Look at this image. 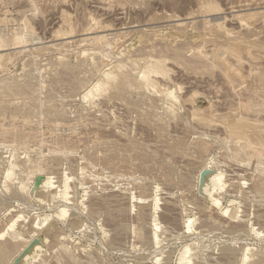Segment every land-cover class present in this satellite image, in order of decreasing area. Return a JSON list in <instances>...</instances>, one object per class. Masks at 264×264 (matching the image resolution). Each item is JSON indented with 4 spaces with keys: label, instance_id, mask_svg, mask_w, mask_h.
<instances>
[{
    "label": "rangeland",
    "instance_id": "374dc122",
    "mask_svg": "<svg viewBox=\"0 0 264 264\" xmlns=\"http://www.w3.org/2000/svg\"><path fill=\"white\" fill-rule=\"evenodd\" d=\"M0 31V234L35 243L22 264H264V0H0Z\"/></svg>",
    "mask_w": 264,
    "mask_h": 264
},
{
    "label": "bare ground",
    "instance_id": "6f19581e",
    "mask_svg": "<svg viewBox=\"0 0 264 264\" xmlns=\"http://www.w3.org/2000/svg\"><path fill=\"white\" fill-rule=\"evenodd\" d=\"M18 27L20 28L21 26H18ZM23 27H24V26H23ZM21 29H22V27H21ZM23 29H25V28H23ZM17 31H18V28H17L16 32H17ZM0 32H1V31H0ZM27 32H28V31H27ZM27 32H26V33H27ZM1 34H2V33H1ZM27 34H29V33H27ZM27 34H26V35H27ZM7 35H8V34H7ZM14 35H15V34H14ZM18 35H19V37H20V34H18ZM4 36H5V35H4ZM97 36H98V35H97ZM11 37H12V36H11ZM28 37H29V36H28ZM28 37H27V38H28ZM103 37H104V36H103ZM103 37L100 36V38H103ZM15 38H16V37H15ZM17 38H18V36H17ZM17 38H16V39H17ZM30 38H31V37H30ZM93 38H94L93 40H95V36H94ZM96 38H97V37H96ZM0 39H1V38H0ZM16 39H14V40H16ZM19 39H21V38H18L17 40H19ZM88 39H89V38H88ZM88 39H87V40H88ZM90 39H91V38H90ZM97 39H99V38H97ZM97 39H96V40H97ZM10 40H11V38H10ZM17 40H16V41H17ZM21 40H22V39H21ZM23 40H26V37H25V39H23ZM30 40H32V39H30ZM100 40H101V39H100ZM107 40H108V39H107ZM7 41H8V38H7ZM27 41H28V40H27ZM49 41H50V40H49ZM19 42H21V41L19 40ZM108 42H109V41H108ZM1 43H2V44L4 43V39H1L0 44H1ZM5 44H6V43H5ZM5 44H3V45H5ZM12 44H13V43H12ZM17 44H18V43H17ZM21 44H23V43H21ZM3 45H2V46H3ZM19 45H20V44H19ZM23 45H25V43H24ZM23 45H22V46H23ZM51 45L54 46V44H51ZM147 45H148V44H147ZM151 45H153V44H151ZM0 46H1V45H0ZM2 46H1V47H2ZM157 46H159V45H157ZM26 47H27V46H26ZM148 47H149V46H148ZM152 47H153V46H152ZM152 47H151V48H152ZM4 48H5V47H4ZM17 48H20V47H17ZM9 49H10V48H9ZM21 49H23V48H21ZM21 49H20V51H21ZM2 50H3V48H0V51H2ZM11 50H12V49H11ZM16 50H17V49H16ZM23 50H24V49H23ZM139 50H141V49H139ZM145 50H146V49H145ZM148 50H149V48H148ZM166 50H168V49H166ZM20 51H19V53H21ZM26 51H27V50H26ZM161 51H162V50H161ZM2 52H3V51H2ZM2 52L0 53V57L3 55ZM149 52H150V51H149ZM3 53H5V52H3ZM6 53H7V52H6ZM17 54H18V53H17ZM22 54H23V53H22ZM158 54H159V53H158ZM4 55H5V54H4ZM18 55H19V54H18ZM95 55H96V54H95ZM147 56H148V55H147ZM158 56H159V55H158ZM162 56H163V55H162ZM190 57H191V56H190ZM3 58H4V57H3ZM93 58H95V57L93 56ZM96 58H97V56H96ZM99 58H100V57H99ZM149 58H151V57H149ZM183 58H184V57H183ZM0 59H1V58H0ZM151 59H153V58H151ZM178 59H179V58H178ZM185 59H186V58H185ZM185 59H184V60H185ZM188 59H189V58H188ZM89 60H90V59H89ZM156 60H157V62H158V59H156ZM197 60H198V59H197ZM93 61H95V60H93ZM93 61L91 60V63H93ZM153 61H154V59H153ZM159 61H160V60H159ZM181 61H182V60H181ZM189 61H190V60H189ZM192 61H193V60H192ZM144 62H145V61H144ZM157 62H156V63H157ZM61 63H62V62H61ZM152 63H153V62H152ZM63 64H65V63H63ZM103 64H104V63H103ZM107 64H108V62L103 66V68H104L105 66H106V67H109V66H110V65L107 66ZM110 64H111V63H110ZM160 64H161V62H160ZM160 64H159V67H158V65L147 64V63H146V64L144 65L143 69L141 68V69H142L141 74H142L143 76H145L144 80H145L146 82H148V81L150 82V80H151V78H150V74H152V75L155 74L156 76H157V74H158V76L161 75V74H164V71H163L162 67L160 68ZM68 65H69V63H68ZM101 65H102V64H100L99 66H101ZM66 66H67V65H66ZM69 66H72V65H69ZM74 66H75V65H74ZM20 67H21V65H20ZM106 67H105V68H106ZM121 67H122V66H121ZM62 68H63V67H61V69H62ZM66 68H67V67H66ZM66 68H65V71H66ZM68 68H69V67H68ZM72 68H73V67H72ZM79 68H80V67H79ZM103 68H102V69H103ZM111 68H112V67H111ZM117 68H119V66H118ZM24 69H25V68H24ZM61 69H60V70H61ZM70 69H71V68H70ZM76 69H77V67H76ZM29 70H30V69H29ZM68 70H69V69H68ZM116 70H117V69H116ZM22 71H23V70H22ZM70 71H71V70H70ZM139 71H141V70H139ZM57 72H58V71H57ZM62 72H63V70H62ZM62 72H61V74H62ZM28 73H29V72H28ZM99 73H100V72H99ZM30 74H31V73H30ZM32 74H35V73L32 72ZM55 74H57V73H55ZM64 74H65V73H64ZM25 75H26V74H25ZM25 75H24V76H25ZM59 75H60V74H59ZM102 75H103V79H102L103 81H102L101 83H102V84H104V83L106 84V82L109 83V84L107 83L108 85H107L106 88L104 89V92L106 91V93H108V91L110 90L109 87H112L111 85L113 84V82L116 83V80H117V77H118V76H116L117 74H115V72H113V71H111V70H109V71H107V70H103V71H102ZM122 75H123V72H122ZM139 75H140V73H139ZM7 76H9V74H8ZM19 76H20V75H19ZM55 76H56V75H55ZM140 76H141V75H140ZM14 77H15V75H14ZM14 77L12 76V78H14ZM31 77H32V76H31ZM101 77H102V76H101ZM126 77H127V76H126ZM152 77H153V76H152ZM129 78H131V77H129ZM140 78H142V76H141ZM9 79H10V78H9ZM9 79H7L8 82H9ZM14 79H15V78H14ZM14 79H12V80H14ZM21 79H22V78H21ZM21 79H20V80H21ZM24 79H25V78H24ZM32 79H33V77H32ZM56 79H57V78H56ZM58 79H59V78H58ZM118 79H119V77H118ZM127 79H128V78H127ZM1 80H2V79H1ZM10 80H11V79H10ZM12 80H11V83H12ZM29 80H30V79H29ZM54 80H55V79H54ZM129 80H130V79H129ZM3 81H5V80H3ZM3 81H2V82H3ZM22 81H23V80H22ZM25 81H26V80H25ZM25 81H24V82H25ZM31 81H32V80H31ZM59 81H60V80H59ZM121 81H122V80H121ZM130 81H131V80H130ZM130 81H129V83H130ZM152 81H153V80H152ZM5 82H6V81H5ZM5 82L3 83L4 85H5L6 83H8V82H6V83H5ZM16 82H17V81H16ZM32 82H33V81H32ZM117 82H118V81H117ZM126 82H127V80H126ZM9 83H10V82H9ZM11 83L8 84L9 86H7V89L9 90L8 96H9V94H11V95L9 96L10 101L13 100V98H12L13 95H17V94H18L19 91H17V90L20 89V88H22V86H25V85L22 84V83H20V84H19V83L17 84V83H15V82H13V83H15V84H11ZM25 83L28 84L27 82H25ZM53 83H54V82H52V84H53ZM58 83H59V82H57V85H58ZM98 83H99V81H98ZM150 83H151V82H150ZM150 83H149V84H150ZM154 83H155V81H154ZM154 83H153V84H154ZM32 84H33V83H32ZM54 84H55V83H54ZM116 84H117V83H116ZM153 84H152V85H153ZM36 85H37V84H36ZM38 85H39V84H38ZM117 85H118V84H117ZM117 85H115V86H117ZM154 85H155V84H154ZM156 85H157V84H156ZM1 86H2V85H1ZM27 86L29 87L30 85L28 84ZM34 86H35V85H34ZM115 86H114V87H115ZM118 86H119V85H118ZM2 87H3V86H2ZM158 87H159V86H158ZM0 88H1V87H0ZM4 88H6V85H5ZM26 88H27V87H26ZM35 88H36V87H35ZM40 88H41V87H40ZM50 88H51V87H50ZM152 88H153V87H152ZM32 89H33V88H32ZM36 89H37V88H36ZM36 89H33V90H36ZM52 89H53V87H52ZM100 89H101V88H100ZM100 89H99V90H100ZM107 89H109V90H107ZM33 90H30V91L32 92ZM37 90H38V89H37ZM53 90H54V89H53ZM101 90L103 91V89H101ZM157 90H158V89H157ZM5 91H6V89H5ZM10 91H12V93H10ZM14 91H15V92H14ZM24 91H26V89H24ZM28 91H29V90H28ZM28 91L26 92L27 94H28ZM51 91H52V90H51ZM97 91H98V90H96V92H97ZM154 91H155V90H154ZM175 91H176V90H175ZM175 91H172V92H170V93L173 94V92H175ZM31 92H30V94H31ZM37 92H40V91H37ZM49 92H50V91H49ZM54 92H55V90L53 91V94H52L51 92H50L49 94H50V95H53V97H54V96L56 97V95H54ZM88 92H89V94H90V91L87 90V92H85V93L83 94V96H86V98H89V99H90L91 94L88 95V94H87ZM94 92H95V91H94ZM94 92H93V94H94ZM100 92H101V91H100ZM115 92H116V91H115ZM15 93H16V94H15ZM24 93H25V92H24ZM157 93H158V92H157ZM3 94H4V93H3ZM12 94H13V95H12ZM19 94H20V92H19ZM19 94H18V95H19ZM22 94H23V93H22ZM27 94H26V95H27ZM30 94H29V95H30ZM33 94H34V93H33ZM55 94H56V93H55ZM86 94H87V95H86ZM99 94H100V93H99ZM20 95H21V94H20ZM24 95H25V94H23V95H21V96H24ZM31 95H32V94H31ZM34 95H35V94H34ZM36 95H37V93H36ZM36 95L34 96L35 99H36ZM68 95H69V94H68ZM70 95H71V94H70ZM70 95H69V96H70ZM103 95H105V93H103ZM173 95H174V94H173ZM0 96H1V95H0ZM71 96H72V95H71ZM73 96H74V95H73ZM83 96H82V99L84 100L85 97L83 98ZM87 96H88V97H87ZM98 96H99V95H98ZM98 96H97V97H98ZM108 96H109V95H108ZM159 96H160V95H159ZM10 97H11V98H10ZM16 97H17V96H15L14 98H16ZM32 97H33V95H32ZM55 97H54V98H55ZM173 97H175V96H173ZM176 97H177V96H176ZM176 97H175V99L177 100ZM37 98H38V97H37ZM51 98H52V97H51ZM56 98H57V97H56ZM66 98H67V96H66ZM86 98H85V99H86ZM95 98H96V97H95ZM138 98H139V97H138ZM158 98H159V97H158ZM9 99H8V100H9ZM11 99H12V100H11ZM48 99H49V98H48ZM52 99H53V98H52ZM57 99H58V98H57ZM141 99H142V98H141ZM178 99H179V98H178ZM8 100H6V101H8ZM55 100H56V99H55ZM68 100H69V99H68ZM87 100H88V99H87ZM87 100H84V101H87ZM90 100H92V99H90ZM13 101H14V100H13ZM44 101H45V100H44ZM8 102H9V101H8ZM8 102H5V103H7V104H5V103H3V104L8 105ZM61 102H62V101H61ZM10 103H11V102H10ZM16 103H17V102H15V104H16ZM44 103H45V102H44ZM46 103H48V101H46ZM46 103L43 104V110H49V107L47 106ZM1 104H2V103H1ZM49 104H50V103H49ZM49 104H48V105H49ZM53 104H54V103H53ZM61 104H62V103H61ZM66 104H67V103H66ZM5 105H4V106H5ZM50 105H51V104H50ZM99 105H100V104H99ZM11 106H12V103H11ZM11 106H9V107H11ZM39 106H41V105H39ZM44 106H45V107H44ZM51 106H52V105H51ZM14 107H17V105L14 106ZM54 107H55V106H54ZM54 107H53V108H54ZM62 107H63V106H62ZM66 107H67V105H66ZM5 108H7V107L5 106ZM41 108H42V106H41ZM44 108H48V109H44ZM59 108H60V107H59ZM59 108H58V109H59ZM203 108H204V107H203ZM203 108H201V109L203 110ZM206 108H207V106H206ZM206 108H205V109H206ZM8 109H9V108H8ZM14 109H16V108H14ZM14 109H13V110H14ZM20 109H21V108H20ZM22 109H23V108H22ZM9 110H10V109H9ZM11 110H12V109H11ZM11 110H10V111H11ZM17 110H19V109H17ZM60 110H62V108H60ZM196 110H197V109H196ZM199 110H200V109H198L197 111H199ZM206 110H207V109H206ZM1 111H4V110H2V109L0 108V114H2ZM15 111H16V110H15ZM19 111H20V110H19ZM27 111L30 112V111H32V110L29 111V110L25 109V112H27ZM52 111H53V110H52ZM52 111H51V113L54 112V111H53V112H52ZM58 111H59V110H58ZM65 111H66V110H65ZM65 111H60V112H62V113L64 112L63 114H65ZM170 111H171V110H170ZM173 111H174V110H173ZM175 111H176V110H175ZM175 111H174V112H175ZM184 111H185V110H184ZM207 111H209V110H207ZM207 111L204 110L205 114L207 113ZM38 112H39V111H38ZM45 112H46V111H45ZM60 112H59V114H60ZM68 112H69V111H68ZM174 112H171V114H173ZM177 112H178V111H177ZM199 112H200V111H199ZM3 113H5V112H3ZM13 113H14V112H13ZM17 113H18V112H17ZM32 113H33V112H32ZM49 113H50V110H49ZM51 113H50V114H51ZM193 113H195V112H193ZM211 113H212V112H211ZM19 114H20V112L18 113V115H19ZM22 114H23V111H22ZM26 114L28 115V113H26ZM26 114H25V115H26ZM46 114H47V113H46ZM74 114H75V113H74ZM214 114L216 115V113H214ZM214 114H213V115H214ZM20 115H21V114H20ZM23 115H24V114H23ZM25 115H24V116H25ZM30 115H31V112L29 113V116H30ZM48 115H49V114H48ZM51 115H53V114H51ZM75 115H76V114H75ZM208 115L211 116V114H208ZM213 115H212V116H213ZM217 115H218V114H217ZM223 115H224V114H223ZM225 115H226V114H225ZM16 116H17V115H16ZM67 116H68V115H66V117H67ZM73 116H74V115H73ZM200 116H201V115H200ZM8 117H9V116H8ZM10 117H11V116H10ZM13 117H14V116H13ZM69 117H71V116H69ZM174 117H175V114H174ZM178 117H179V116H178ZM196 117H197V116H196ZM202 117H203V116H202ZM213 117H214V116H213ZM225 117H226V116H225ZM28 118H29V117H28ZM33 118H35V117H33ZM85 118H86V117H85ZM210 118H211V117H210ZM218 118H219V116H218ZM220 118H221V117H220ZM9 119H10V118H9ZM14 119H15V118H14ZM195 119H196V118H195ZM222 119H223V118H222ZM4 120H5V119H4ZM25 120H26V119H25ZM27 120H28V119H27ZM29 120H30V119H29ZM74 120H75V119H74ZM206 120H207V119H206ZM213 120H214V119H213ZM215 120H216V119H215ZM15 121H16V120H15ZM69 121H70V120H69ZM82 121H83V120H82ZM82 121H81V123H82ZM193 121H194V118H193ZM211 121H212V120H210V125L212 126V123H213V122H211ZM223 121H224V120H223ZM230 121H231V120H230ZM12 122H13V121H12ZM188 122H189V121H188ZM195 122L197 123V125L200 123V121L198 122L197 120H195ZM203 122H206V123H207L208 121H203ZM203 122H201L200 126H202V125L207 126L206 123H205L206 125H205V124H202ZM219 122H220V121H219ZM227 122H228V121H227ZM20 123H21V122H20ZM26 123H27V122H26ZM208 123H209V122H208ZM215 123L217 124V122H214V124H215ZM12 124H13V123H12ZM186 124H187V123H186ZM216 124L214 125V127L212 126L214 129H216V128H215V127H216ZM227 124H228V123H227ZM14 125H15V123H14ZM210 125H208L207 127H209ZM218 125H219V124H218ZM222 125H223V124H222ZM9 126H10V125H9ZM16 126H17V125H16ZM187 126H188V125H187ZM190 126H191V125H190ZM198 126H199V125H198ZM200 126H199V127H200ZM204 126H203V127H204ZM247 126H248V125H247ZM22 127H23V126H22ZM192 127H193V126H192ZM13 128H14V127H13ZM43 128H44V127H43ZM43 128H42V130L45 129V128H44V129H43ZM190 128H191V127H190ZM201 128H202V127H201ZM204 128H206V127H204ZM204 128H203V129H204ZM14 129H15V128H14ZM16 129H17V128H16ZM198 129H199V128H198ZM207 129H208V128H206V131H207ZM214 129H211V128H210V130H208V131H213V132H214ZM9 130H10V129H9ZM20 130H22V129H20ZM204 130H205V129H204ZM0 131H1V130H0ZM7 131H8V130H7ZM11 131H12V130H11ZM15 131H16V130H15ZM18 131H19V130H18ZM25 131H26V130H25ZM27 131H28V130H27ZM29 131H30V130H29ZM38 131H39V130H38ZM64 131H65V130H64ZM64 131H63V132H64ZM200 131H201V130H200ZM208 131H207V132H208ZM1 132H2V131H1ZM1 132H0V133H1ZM23 132H24V131H23ZM23 132H22V133H23ZM40 132H41V131H40ZM47 132H48V131H47ZM195 132H196V131H195ZM197 132H198V130H197ZM202 132H203V130H202ZM213 132H212V134H213ZM13 133H14V132H13ZM13 133H12V134H13ZM27 133H28V132H27ZM188 133H189V132H188ZM1 134H2V133H1ZM4 134H5V133H4ZM18 134H19V133H18ZM35 134H37V132H36ZM42 134H43V133H42ZM158 134H159V133H158ZM205 134H206V132H205ZM205 134H203V135H205ZM209 134H211V133H209ZM5 135H6V134H5ZM32 135H33V134H32ZM32 135H31V136H32ZM38 135H39V133H38ZM38 135H37V136H38ZM200 135H201V133H200ZM206 135H207V134H206ZM0 136H1V135H0ZM10 136H11V132H10ZM34 136H35V135H34ZM34 136H33V138H34ZM2 137H3V134H2ZM6 137H7V136H6ZM27 137H28V135H27ZM38 137H39V136H38ZM41 137H43V136H41ZM25 138H26V137H25ZM33 138H32V140H33ZM36 138H37V137H36ZM36 138H34V140H35ZM39 138H40V137H39ZM43 138H44V137H43ZM208 138H209V137H208ZM1 139H3V138H1ZM37 139H38V138H37ZM40 139H41V138H40ZM66 139H67V138H66ZM24 140H25V139H24ZM43 140H44V139H43ZM63 140H64V139H63ZM63 140H62V141H63ZM25 141H26V140H25ZM38 141H39V140H38ZM60 141H61V140H60ZM60 141H59V142H60ZM65 141H66V140H64V142H65ZM40 142H42V141H40ZM64 142H63V143H64ZM67 142H68V141H67ZM23 143H24V142H23ZM1 146H2V145H1ZM38 148H39V147H38ZM229 148H230V147H229ZM247 164H248V163H247ZM14 166H15V165H14ZM248 166H249V165H248ZM260 166H261V165H260ZM263 168H264V167H263ZM8 170H9V169H8ZM32 170H33V169H32ZM12 171H13V170H12ZM12 171H11V172H12ZM216 171H217V170H216ZM32 172H33V171H32ZM37 172H38V171H37ZM214 172H215V171H214ZM239 172H240V171H239ZM8 173H9V178H11V177H10V174H13V172L10 173V170H9ZM30 173H31V172L27 173V175L30 174ZM38 173H39V172H38ZM211 173L214 174L213 172H211ZM179 174H180V173H179ZM220 174H221V177H222V173H221V172H220V173H219V172H217V173L215 172V174H214L213 177H214L215 179H219V175H220ZM19 175H20V174H19ZM30 175H32V173H31ZM33 175H34V174H33ZM33 175H32V176H33ZM183 175H184V174H183ZM6 176H7V175H6ZM6 176H5V177H6ZM11 176H12V175H11ZM13 176L15 177V174H14ZM32 176H30V177H32ZM186 176H187V175H186ZM207 176H208V173H207ZM209 176H211L210 173H209ZM255 176H257V175H255ZM39 177H40V176H39ZM39 177H38V178H39ZM184 177H185V176H184ZM184 177H182L183 180H184V179H187V178H184ZM211 177H212V176H211ZM263 177H264V176H263ZM9 178H8V179H9ZM12 178H13V177H12ZM12 178H11V179H12ZM28 178H29V177H28ZM179 178H180V177H179ZM260 178H261V177H260ZM208 179H209V178H208ZM251 179H252V178H251ZM5 180H7V178H6ZM12 180H13V179H12ZM12 180H10V181H12ZM28 180H30V179H28ZM44 180H45V178H44ZM7 181H8V180H7ZM185 181H187V180H185ZM209 181H210V180H209ZM230 181H232V180H230ZM25 182H26V180H25ZM41 182H42V181H41ZM44 182H46V181H44ZM253 182H254V181H253ZM258 182H259V181H258ZM4 183H6V181H5ZM7 183H8V182H7ZM9 183H10V182H9ZM29 183H30V182H29ZM254 183H255V182H254ZM37 184H38V183H36V185H37ZM41 184H43V183H41ZM251 184H252V183H251ZM258 184H259V183H258ZM6 185H7V184H6ZM23 185H24V184H23ZM48 185H49V184H48ZM46 186H47V185H46ZM245 186H246V185H245ZM64 187H65V186H64ZM72 187H73V186H72ZM249 187H250V185H249ZM252 187H253V186H252ZM24 188H25V187H24ZM45 188H47V187H45ZM65 188H66V187H65ZM74 188H75V187H74ZM74 188H73V189H74ZM15 189H16V188H15ZM75 189H76V188H75ZM65 190H66V189H65ZM65 190H64V191H65ZM91 190H92V189H91ZM210 190H211V185H209V193L211 194V191H210ZM249 190H250V189H249ZM75 191H76V190H75ZM95 191H96V190H95ZM104 191H105V190H104ZM104 191H103V192H104ZM232 191H233V190H232ZM91 192H92V191H91ZM245 192H246V191H245ZM259 192H260V191H259ZM63 193H65V192H63ZM99 193H100V192H99ZM101 193H102V192H101ZM252 193H253V192H252ZM94 194H95V192H94ZM94 194H93V195H94ZM105 194H106V193H105ZM121 194H122V193H121ZM125 194H126V193H125ZM71 195H72V194H71ZM71 195H70V196H71ZM95 195H96V194H95ZM113 195H114V193H113ZM115 195H116V194H115ZM123 195H124V194H123ZM243 195H244V194H243ZM249 195H250V194H249ZM20 196H21V195H20ZM20 196H19V197H20ZM98 196L100 197V195H98ZM120 196H121V195H120ZM125 196H126V195H125ZM236 196H239V195H236ZM106 197H107V196H106ZM110 197H112V196H110ZM261 197H262V196H261ZM113 198H114V197H113ZM237 198H238V197H237ZM94 199H95V197H94ZM100 199H101V198H100ZM100 199H99V200H100ZM114 199H116V198H114ZM247 199H249V198H247ZM109 200H110V199H109ZM157 200H158V199H157ZM160 200H161V199H160ZM50 201H53V200H50ZM96 201H97V200H96ZM107 201H108V200H107ZM110 201H111V200H110ZM110 201H109V202H110ZM115 201H116V200H115ZM117 201H118V200H117ZM244 201H245V200H244ZM251 201H253V200H251ZM26 202H27V201H26ZM236 202H237V201H236ZM24 203H25V202H24ZM90 203H91V202H90ZM101 203H102V202H101ZM145 203H146V202H145ZM155 203H156V202H155ZM92 204H93V202H92ZM110 204H111V203H110ZM147 204H148V203H147ZM147 204H146V205H147ZM66 205H67V204H66ZM144 205H145V204H144ZM156 205H157V203H156ZM74 206H75V205H74ZM83 206H84V205H83ZM93 206H94V205H93ZM93 206H92V207H93ZM110 206H111V205H110ZM113 206H114V205H113ZM116 206H118V205H116ZM261 206H262V204H261ZM259 207H260V206H259ZM259 207H258V208H259ZM94 208H95V207H94ZM167 208H168V207H167ZM167 208H166V209H167ZM169 208H170V207H169ZM200 208H201V207H200ZM247 208H248V207H247ZM13 209H14V208H13ZM95 209H96V208H95ZM99 209H100V208H99ZM120 209H121V208H120ZM170 209H171V208H170ZM170 209H169V210H170ZM238 209H239V208H238ZM63 210H64V209H63ZM101 210H104V209L102 208ZM107 210H108V209H107ZM107 210H105V211L108 213ZM116 210H118V208H117ZM118 211H119V210H118ZM88 212H89V211H88ZM121 212H122V211H121ZM9 213H10V212H9ZM107 213H106V214H107ZM109 214H110V213H109ZM109 214H108V215H109ZM114 214H116V213H114ZM114 214H113V215H114ZM204 214H205V213H204ZM214 214H215V213H214ZM10 215H13V214H10ZM10 215H9V216H10ZM167 215H168V214H167ZM247 215H248V214H247ZM19 216H20V215H19ZM19 216H17V214H16V217H19ZM74 216H75V215H74ZM244 216H245V215H244ZM14 218H15V217H14ZM36 218H37V217H36ZM38 218H39V217H38ZM109 218H110V217H109ZM164 218H166V217H164ZM172 218H173V217H172ZM223 218H224V217H223ZM251 218H253V217H251ZM11 220H12V219H11ZM13 220H14V219H13ZM107 220H108V219H107ZM226 220H227V219H226ZM234 220H236V219H234ZM237 220H238V219H237ZM20 221H21V219H20ZM32 221H33V220H32ZM114 221H115V220H114ZM12 222H14V221H12ZM165 222H166V221H165ZM191 222H193V221H192L191 219H189V225H190ZM14 223H15V222H14ZM74 223H75V222H74ZM74 223L71 224V225L74 226ZM116 223H117V222H116ZM235 223H236V222H235ZM10 224H11V223H10ZM12 224H13V223H12ZM75 224H76V223H75ZM112 224H113V223H112ZM169 224H170V223H169ZM197 224H198V223H197ZM243 224H244V223H243ZM16 225H17V224H16ZM12 226H13V225H12ZM117 226H119V225H117ZM194 226H195V225H194ZM7 227H8V226H7ZM7 227H6V228H7ZM186 227H187V226H186ZM6 228H5V229H6ZM115 228H116V226H115ZM198 228H200V227H198ZM243 228H244V227H243ZM243 228H242V229H243ZM187 229L189 230V228H187ZM237 229H238V228H237ZM203 230H204V229H203ZM5 231H6V230H5ZM5 231H4V232H5ZM30 231H31V230H30ZM205 231H206V230H205ZM4 232H3V233H4ZM17 232H18V231H17ZM17 232L13 229V227H12V229L9 227V229L7 230V232H5L4 234L1 232L2 235L0 234V235H1V236H0V264H8V263L10 264V260H11V258H13V256H16L17 254L19 255V263H21V262L25 261V259H26V257H27L28 255H32V254L34 253V249H35V247H36L35 243H34V245H31V246L28 248V250L25 249V250H27V251H25V250H21L22 248H20V246H19L20 244H19V245L16 244V242L19 241V240L16 241V239H18V238H17V236H18V233H17ZM27 232H29V230H27ZM186 232H187V231H186ZM22 234H23V233H22ZM32 235H33V234H32ZM56 235H57V233H56ZM59 235H60V234H59ZM21 236H22V235H21ZM141 236H142V235H141ZM31 237H33V236H31ZM155 237H156V236H155ZM156 239H157V238H155V240H156ZM59 240H60V239H59ZM27 241H29V240H26V242H23V243L26 244ZM36 241H37V240H36ZM62 241H63V240H62ZM68 241H69V240H68ZM20 242H22V241H20ZM60 242H61V241H60ZM63 242H65V241H63ZM65 243H66V242H65ZM38 244H39V243H38ZM23 245H24V244H23ZM68 245H69V244H68ZM61 246H62V245H61ZM21 247H22V246H21ZM23 247H24V246H23ZM55 247H56V246H55ZM58 248H59V247H58ZM61 248H62V247H61ZM63 248H64V247H63ZM63 248H62V249H63ZM229 248H230V247H229ZM56 249H57V248H56ZM65 249H66V248H65ZM69 249H70V248H69ZM20 250H21V251H20ZM248 250H249V248H248ZM58 251H61V250L58 249ZM180 251H181V254L183 255V254H185V251H186V250H185V248H184L183 250H182V248H181ZM183 251H184V253H183ZM181 254H180V255H181ZM56 255H58V254H56ZM63 255H64V254H62V257H63ZM68 255H69V254H68ZM180 255L178 254V256L181 257V261L183 260V262H185V261H186V262H189V260H190L189 257H188V258H187V257L184 258V256H182V255L180 256ZM58 256H59V255H58ZM58 256H56V258H57ZM64 256H66V255H64ZM234 256H235V255H234ZM44 257H45V256H44ZM44 257H43V258H44ZM60 257H61V256H60ZM70 257H71V256H70ZM16 258H17V257H16ZM38 258H39V257H38ZM43 258H42V259H43ZM58 258H59V257H58ZM58 258H57V259H58ZM66 258H69V256L63 258V262L60 263V264H66V262L64 263V261H65L64 259H66ZM244 258H246V256H244ZM54 259H55V258H54ZM14 260H15V259H14ZM36 260H37V259H36ZM40 260H41V259H40ZM40 260H38V261L40 262ZM43 260H44V259H43ZM55 260H56V259H55ZM58 260H59V259H58ZM69 260H70V258H69ZM69 260H67V262H68L67 264L70 263ZM74 260H76V259H73V262H74ZM177 260H178V259H177ZM227 260H228V258H227ZM229 260H230V259H229ZM233 260H235V259H233ZM17 261H18V260H17ZM38 261H37V262H38ZM59 261H61V260H59ZM71 261H72V258H71ZM35 262H36V261H35ZM223 262H224V261H223ZM263 262H264V261H263ZM11 263H12V261H11ZM46 263H47V262H45V264H46ZM54 263H55V262H54ZM56 263H57V261H56ZM56 263H55V264H56ZM75 263H77V262H75ZM227 263H232V262H229V261H228ZM227 263H224V264H227ZM21 264H22V263H21ZM33 264H34V263H33ZM35 264H36V263H35ZM41 264H42V263H41ZM43 264H44V262H43ZM57 264H59V263H57ZM73 264H74V263H73ZM196 264H197V263H196Z\"/></svg>",
    "mask_w": 264,
    "mask_h": 264
}]
</instances>
